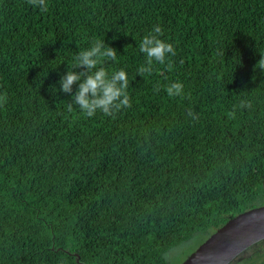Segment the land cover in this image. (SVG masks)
<instances>
[{"label": "trees", "instance_id": "trees-1", "mask_svg": "<svg viewBox=\"0 0 264 264\" xmlns=\"http://www.w3.org/2000/svg\"><path fill=\"white\" fill-rule=\"evenodd\" d=\"M46 2L0 0V264H170L264 205V0ZM155 25L176 56L140 77ZM94 40L117 50L101 66L128 74L115 119L69 112L59 90ZM177 81L184 98L164 91Z\"/></svg>", "mask_w": 264, "mask_h": 264}, {"label": "clouds", "instance_id": "clouds-1", "mask_svg": "<svg viewBox=\"0 0 264 264\" xmlns=\"http://www.w3.org/2000/svg\"><path fill=\"white\" fill-rule=\"evenodd\" d=\"M33 7H38L41 11H48L46 0H27ZM163 29L159 25L153 26L148 34L140 40L139 52L145 57V63L137 69L140 77L150 76L153 72L154 64L172 67L171 57L176 56V51L171 43L161 39ZM117 60V50L105 43V40H94L90 47L80 50L74 57L71 69L60 76L58 84L60 91L71 95V103L68 104V111H73V106H77L80 112L93 117L97 112L105 116L116 118V115L124 109L132 107V101L128 93L129 79L124 69L113 71L109 74L101 66L108 61ZM264 72V55L257 62L256 68ZM75 88V90H74ZM155 93L160 91L159 86L153 89ZM164 91L168 97L184 98V85L177 81L165 86ZM6 100L5 96H0V102ZM239 108H251L250 101H241ZM188 117L197 120L198 114L191 109L187 111ZM230 119L236 118V109L228 113Z\"/></svg>", "mask_w": 264, "mask_h": 264}, {"label": "water", "instance_id": "water-1", "mask_svg": "<svg viewBox=\"0 0 264 264\" xmlns=\"http://www.w3.org/2000/svg\"><path fill=\"white\" fill-rule=\"evenodd\" d=\"M264 240V205L230 218L213 232L182 264H231Z\"/></svg>", "mask_w": 264, "mask_h": 264}, {"label": "rangeland", "instance_id": "rangeland-1", "mask_svg": "<svg viewBox=\"0 0 264 264\" xmlns=\"http://www.w3.org/2000/svg\"><path fill=\"white\" fill-rule=\"evenodd\" d=\"M213 229L198 232L192 239L178 245L167 253L170 264H182L187 257L195 251L212 234ZM264 257V240L248 250L244 251L231 264H236L239 260H250Z\"/></svg>", "mask_w": 264, "mask_h": 264}]
</instances>
